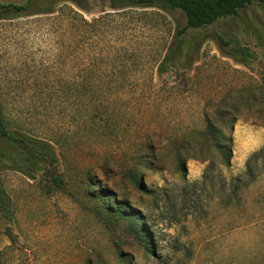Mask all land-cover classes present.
I'll use <instances>...</instances> for the list:
<instances>
[{
    "label": "rangeland",
    "instance_id": "1",
    "mask_svg": "<svg viewBox=\"0 0 264 264\" xmlns=\"http://www.w3.org/2000/svg\"><path fill=\"white\" fill-rule=\"evenodd\" d=\"M60 8L0 20L3 117L51 142L59 159L34 180L1 174L14 220L0 264L264 263V178L235 198L224 187L264 149V48L238 18L223 20L160 75L187 24L183 12L92 3L80 14L86 24ZM244 15L264 25V6ZM214 32L249 46L248 67L227 56ZM208 120L232 139L230 168L206 134ZM251 166L264 171V153ZM139 224L153 249L140 241Z\"/></svg>",
    "mask_w": 264,
    "mask_h": 264
},
{
    "label": "trees",
    "instance_id": "2",
    "mask_svg": "<svg viewBox=\"0 0 264 264\" xmlns=\"http://www.w3.org/2000/svg\"><path fill=\"white\" fill-rule=\"evenodd\" d=\"M23 5L0 4V20H16L21 18H30L37 16L54 15L59 6L60 9H70L75 16L80 17L84 23H88L85 18L80 15L81 12L88 13L92 3H103L109 5L113 11L128 10H180L186 15L187 24L179 30L173 38L170 51L160 66V75L165 74V64L179 55V51L184 46L193 53L194 44L199 47L204 43L203 33L209 28L215 26L223 20L238 18L242 33L246 36H252L256 39L258 48H264V25L253 17H246L245 11H250L255 7L264 6V0H22ZM77 9V10H76ZM213 35L221 43L223 50L227 56L239 65L248 67L254 57V53L248 45H244L237 37L226 40L224 36L218 32ZM190 44V45H189ZM175 47V48H174ZM191 56V54H189ZM206 134L211 136L212 143L218 148L224 157V166L231 167L233 157L232 139L227 138L223 131L216 128L211 121H207ZM200 137L204 133L199 134ZM264 153V149L255 153L248 161L246 172L244 175L232 177L225 180L229 186L227 192H230L232 198L238 197L244 190L250 189L260 178H264V171L258 172L255 166H251L253 162H258V157ZM59 164V159L54 145L51 142L39 139L29 134L17 131L7 123L3 117L0 105V250L2 244V236L9 233L7 226L14 220V205L11 197L7 193L1 179L3 172H16L24 177L34 180L37 176H48L53 172ZM151 165V163H147ZM181 167L184 162H180ZM59 182V179H56ZM135 181L138 187L146 192L141 180ZM205 181V178L204 180ZM199 183L192 184L191 187L198 186ZM225 190V188H224ZM257 204H264V194ZM230 204H224V208H228ZM126 219L133 220L137 223L136 216L127 212H120ZM6 227V229H4ZM140 241L150 250L153 249L152 234L146 230L142 224L136 227ZM6 232V234H5Z\"/></svg>",
    "mask_w": 264,
    "mask_h": 264
},
{
    "label": "crops",
    "instance_id": "3",
    "mask_svg": "<svg viewBox=\"0 0 264 264\" xmlns=\"http://www.w3.org/2000/svg\"><path fill=\"white\" fill-rule=\"evenodd\" d=\"M229 264H264V263H257V262H236V263H229Z\"/></svg>",
    "mask_w": 264,
    "mask_h": 264
}]
</instances>
